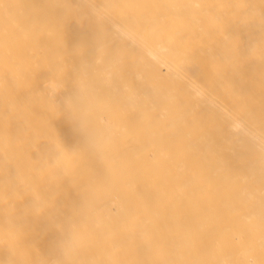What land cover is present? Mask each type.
I'll use <instances>...</instances> for the list:
<instances>
[{"label": "bare ground", "instance_id": "bare-ground-1", "mask_svg": "<svg viewBox=\"0 0 264 264\" xmlns=\"http://www.w3.org/2000/svg\"><path fill=\"white\" fill-rule=\"evenodd\" d=\"M161 65L167 75L159 77ZM169 100L180 102L168 118L177 158L155 155L158 171L141 174L147 158L129 148L133 175L149 188L129 183L117 198L83 205L82 190L36 185L35 170L63 152L46 131V145L30 146L35 102L55 106L52 133L92 120L76 130L92 144L111 133L97 115L167 111ZM151 143L141 136L133 146ZM118 159L114 151L83 157L73 170L102 178ZM198 191L217 200L215 211L197 204ZM146 192L173 195L190 211L152 210L161 197ZM185 192L192 203L176 196ZM221 208L243 218L237 229L211 225ZM156 215L171 219L149 228ZM242 226L261 251L231 245ZM0 264H264V0H0Z\"/></svg>", "mask_w": 264, "mask_h": 264}, {"label": "rangeland", "instance_id": "rangeland-1", "mask_svg": "<svg viewBox=\"0 0 264 264\" xmlns=\"http://www.w3.org/2000/svg\"><path fill=\"white\" fill-rule=\"evenodd\" d=\"M94 32L100 33L99 31ZM37 44H43V42H39ZM71 47H73L74 50H79L80 48H85L86 46L77 44L76 46L72 45ZM33 48L35 49L37 48V46H33ZM164 68L165 67L163 65L160 66V72L157 73L158 75H160L159 77H161L162 75H167L164 74ZM81 78V76H76L75 80L78 81ZM63 81L64 83H66L67 79ZM179 104L180 102H178L177 100H175L174 102L169 100V105L166 106V108H168L167 111L162 108L153 110L149 109L145 112V114L142 112L140 114H137L136 111L131 108H126L124 110L117 109L116 112L120 111L119 115L115 119H112L110 121H108L106 114L101 113L96 116V120H101L104 124L112 126L111 129H104L105 132L109 130L111 133L108 137L104 139L93 140L91 141L92 144H89V140L81 139L79 137V131L76 130L83 128L91 129L90 126L93 123L91 122L92 120L87 119L82 122H79L78 124L73 125H70L68 123H62L60 124L62 127H64L62 131L58 133H52L51 128L49 126L55 124V121L52 120L56 118L54 113L56 109L55 106L53 104L49 106L48 104H46L40 108L37 102H35L31 107L35 110V112L31 113L29 111V116L32 119L37 120L38 123L33 128L32 135L27 138L29 141L32 142L30 146L41 147L46 145L48 143V140L41 137L42 132L46 131L49 140L54 143L56 149H60L63 152L59 161L54 162V164L50 165L47 168H43L40 172L35 170L34 175L38 176L36 180V185L39 187H59V184L61 183L63 185V187L61 188L64 190H67L69 187L76 188L80 191L82 190L76 199L82 198L83 200H81L80 203L83 205L96 204V199L94 198H97L101 194H107L111 197L117 198L119 197L121 191H124L130 187L129 183H136L137 185H134L140 188H149L150 185L140 182V179L142 177L139 178L137 176H134L136 175L134 171L135 169L132 170L131 166L136 162H134V159H132V152L129 150V148H131L136 153L139 152V155H142L143 157L147 158L145 159V162L140 165V167L136 168V170L140 171L141 174H146L151 169L154 171H158V164L155 165V163L153 162V157L155 155H158L159 160L162 161L166 157V153L170 154V148L168 150L167 145L171 142L168 137V129L170 127L168 118L170 116L175 115V112L177 111L176 108L179 106ZM91 109L94 110V108ZM115 129L121 130V135L124 137L116 138L113 134V130L115 131ZM152 130H154L153 135H151L150 132ZM141 136H147V139L152 140V143L142 148L134 147L133 144L135 142H138V140L141 139ZM112 151L117 152L119 154V159L117 160L115 165H113L115 169H111L110 173L105 177H93L89 179H82V171L73 170L74 163L78 162L83 157L95 156L99 154L110 156ZM172 153L177 158L175 146ZM172 153L169 155V157L172 155ZM169 157H167V162H163H166V164H163L161 162V165H167ZM111 165L112 164H108L107 167H110ZM164 168H166V166ZM164 168L159 170H164ZM119 171H123L124 175L113 174ZM185 171L188 176L194 175L193 167L191 166L186 165ZM161 173L162 172L159 171L157 176H159ZM167 173L169 172L164 171L162 175L165 176ZM102 179L106 181L101 182L100 180ZM78 180L81 184H75V182H77ZM205 188L207 189V185H205ZM17 190L19 195H25L23 194L25 191L21 185L17 187ZM198 192L199 193H197V195L193 196L198 200L197 204L205 203L211 208V210L215 211V205H217V200H210L211 202L209 203L207 201L209 200L208 195L200 191ZM148 193L149 192H146V197L150 200H154L161 197V200L159 202H150V204L155 207L152 210H159L161 208V205L172 204L173 207L177 209V218H181L183 215L190 211L187 207L180 206V200L171 201V199H173V195L169 194L167 196H164L162 194H153V196H150L148 195ZM125 194L128 195L127 193ZM181 195L185 197V201H190V203H192L191 200L193 201V197L191 196V193L185 192L183 194H176V196L179 198ZM72 196L73 193L71 192L65 197L73 198ZM74 203H76L75 200L69 202H62V204L64 205ZM81 209L83 211L84 207H82ZM190 209L193 211H197V208L194 207H191ZM102 213L104 214V212ZM218 213L220 214V217L218 218L217 216H215L213 218V224H211L212 226L222 227L221 222L223 221L226 222L228 228L233 231L234 229H237V225L242 223V217H232L233 215L230 214L227 210H225V208H221ZM115 214L116 208L113 207L112 215ZM202 215L203 214L201 213V218ZM150 218L152 220V223H156V225L152 224V226L149 228L161 227V221L168 222L171 219L170 217L165 215H156L155 217ZM240 229L243 232L242 235L238 239H236V241L232 242L231 245L239 244L244 247L248 245H253L250 252H252L253 250L261 251V247L254 244V239L249 229L245 226H242ZM176 243L178 244L177 241Z\"/></svg>", "mask_w": 264, "mask_h": 264}]
</instances>
